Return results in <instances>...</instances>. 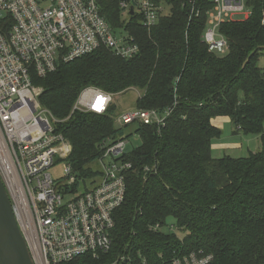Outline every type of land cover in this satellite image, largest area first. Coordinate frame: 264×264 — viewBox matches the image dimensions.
Returning a JSON list of instances; mask_svg holds the SVG:
<instances>
[{
  "label": "trees",
  "instance_id": "16d2710c",
  "mask_svg": "<svg viewBox=\"0 0 264 264\" xmlns=\"http://www.w3.org/2000/svg\"><path fill=\"white\" fill-rule=\"evenodd\" d=\"M172 9L152 29L129 24L141 50L131 59L100 48L45 76L33 75L42 87L41 104L55 118L54 128L71 143L67 158L78 179L101 171L90 164L102 154L104 141L122 138L126 128L115 123L116 108L99 114L75 111L87 86L113 95L139 88L141 109L173 107L160 130L138 125L142 145L122 159L133 164L126 175V195L115 211L112 255H143L150 264H172L192 252L213 254L212 264H264V0H251L248 19L226 21L219 31L228 41L224 53L204 40L211 5L196 2L191 15L185 0H170ZM119 0H100L102 13L121 25ZM195 12V11H194ZM1 27V22H0ZM228 116L234 133L257 135L260 150L247 156L214 157L212 145L223 131L213 123ZM137 135V134H136ZM153 169L145 171V166ZM178 229L171 230L167 218ZM160 223L162 229L152 230ZM89 256L77 264H101Z\"/></svg>",
  "mask_w": 264,
  "mask_h": 264
},
{
  "label": "built area",
  "instance_id": "2783aa9c",
  "mask_svg": "<svg viewBox=\"0 0 264 264\" xmlns=\"http://www.w3.org/2000/svg\"><path fill=\"white\" fill-rule=\"evenodd\" d=\"M197 1L183 2L192 6L191 15L200 13ZM202 3L211 5L204 40L211 51L224 53L228 41L220 25L248 19L251 0ZM118 7L122 22L114 26L102 13L100 0H0V177L35 264H77L86 256L104 260L101 264H150L141 254L112 255L114 213L125 200L126 175L133 167L122 159L127 134L104 141L100 177L79 180L67 159L72 145L55 131L57 119L41 104L42 87L33 81L34 74L45 76L60 63L103 47L125 59L136 57L141 47L129 24L137 21L152 29L173 5L170 0H119ZM238 15L242 18L236 19ZM112 104V93L87 86L72 113L104 114ZM173 110L136 107L117 113L115 123L129 133L138 125L160 130ZM60 161H65V173L56 179L50 170ZM152 169L145 166L147 172ZM150 228L157 231L162 225ZM200 253L174 257L172 264H212L213 254Z\"/></svg>",
  "mask_w": 264,
  "mask_h": 264
},
{
  "label": "rangeland",
  "instance_id": "374dc122",
  "mask_svg": "<svg viewBox=\"0 0 264 264\" xmlns=\"http://www.w3.org/2000/svg\"><path fill=\"white\" fill-rule=\"evenodd\" d=\"M169 11V9H166V13ZM242 16L238 15L236 16V19H241ZM259 66L264 69V52L260 55L259 58ZM143 93V90L139 88H131L127 90L126 92L119 93L116 95H113V105L116 108V112L123 113L125 111H128L130 109L136 108V100L138 97ZM234 128V126H233ZM130 131L126 130V134H128ZM232 133L230 132V128L224 127L223 129V135L220 138V140L223 139H229L228 135ZM233 137V136H232ZM142 145V138L140 135H132L127 143L126 151L129 152L133 150L136 147H139ZM241 148H217L213 149V156L214 157H222L224 155H231L234 157H242L247 156L250 152H256L260 150V138L257 135H249L248 139L244 142H242ZM65 161H60L57 164H55L51 170L50 173L54 178H61L64 175V166ZM90 167L95 170H103V165L99 160L94 161L92 164H90ZM167 224L174 225L175 226V232H179L181 234L182 232L178 229L176 225V220L174 217H168L167 218Z\"/></svg>",
  "mask_w": 264,
  "mask_h": 264
},
{
  "label": "water",
  "instance_id": "95a60500",
  "mask_svg": "<svg viewBox=\"0 0 264 264\" xmlns=\"http://www.w3.org/2000/svg\"><path fill=\"white\" fill-rule=\"evenodd\" d=\"M133 13V11H132ZM0 264H35L0 177Z\"/></svg>",
  "mask_w": 264,
  "mask_h": 264
},
{
  "label": "crops",
  "instance_id": "0c3cea01",
  "mask_svg": "<svg viewBox=\"0 0 264 264\" xmlns=\"http://www.w3.org/2000/svg\"><path fill=\"white\" fill-rule=\"evenodd\" d=\"M213 123L218 126L219 128L224 129V127L226 128H230V132L232 133L228 135L229 139H223L220 140V138H218L217 140L214 141L213 145H212V151L213 149H217V148H241L242 142L246 141L248 139L249 136L247 135H243L242 133H234V128H233V123L231 121V118L228 116H219L213 119ZM259 137V136H258Z\"/></svg>",
  "mask_w": 264,
  "mask_h": 264
}]
</instances>
